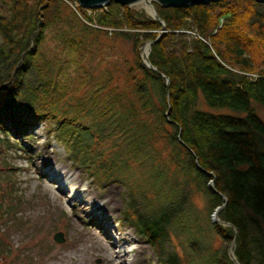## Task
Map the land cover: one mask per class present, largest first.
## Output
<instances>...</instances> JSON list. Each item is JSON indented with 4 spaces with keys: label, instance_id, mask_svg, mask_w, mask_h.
Here are the masks:
<instances>
[{
    "label": "trees",
    "instance_id": "trees-1",
    "mask_svg": "<svg viewBox=\"0 0 264 264\" xmlns=\"http://www.w3.org/2000/svg\"><path fill=\"white\" fill-rule=\"evenodd\" d=\"M65 1L0 0V148L10 132L45 122L87 178L122 184L121 223L159 264H233V229L211 218L223 204L218 217L237 229L239 263L264 264V120L256 111L264 108V3L153 2L162 32L144 10L112 0L91 15L78 6L81 18L74 13L65 25ZM59 24L62 43L79 52L107 29L128 42L131 89L87 81L69 95L58 57L42 49L46 30ZM146 41L157 71L140 55Z\"/></svg>",
    "mask_w": 264,
    "mask_h": 264
},
{
    "label": "rangeland",
    "instance_id": "rangeland-1",
    "mask_svg": "<svg viewBox=\"0 0 264 264\" xmlns=\"http://www.w3.org/2000/svg\"><path fill=\"white\" fill-rule=\"evenodd\" d=\"M140 3L130 7L145 11L143 1L135 4ZM65 4L64 22L74 23V13L81 18L69 1ZM64 24L46 30L42 49L58 57L57 79L66 84L67 93L80 95L82 83L98 80L129 91L131 45L107 29L79 52L62 43ZM256 111L264 120V108L256 106ZM47 128L41 122L28 131L10 132L9 144L0 148V264H159L152 246L121 223L122 184L99 185L87 178ZM164 143H157L163 154ZM194 201L204 209L203 195L196 194ZM56 232L63 233L62 243L53 240ZM212 244L218 247L220 238L214 237Z\"/></svg>",
    "mask_w": 264,
    "mask_h": 264
},
{
    "label": "water",
    "instance_id": "water-1",
    "mask_svg": "<svg viewBox=\"0 0 264 264\" xmlns=\"http://www.w3.org/2000/svg\"><path fill=\"white\" fill-rule=\"evenodd\" d=\"M109 1L110 0H77L79 5L86 6V7L100 6L102 4L108 3ZM112 1H115V2L121 3V4H126L129 6L130 5H132V6L140 5L141 6L142 3H140V4H135V3L143 1L145 4H147L151 8V9H147L145 7L146 13L149 14L150 16H152L154 19L161 21L162 26H163L162 32H164L165 31L164 30L165 29V23L159 18L156 6L154 5L153 2H156L160 6L165 7V6H186V5H194V4H203V3H207V2L215 1V0H112ZM255 1L260 2V3H264V0H255ZM159 37H160V35H158L157 39ZM152 42L153 41L144 42L140 55H141L143 62L145 63L146 66H148L149 68H151L154 71H157L156 68L150 63L149 58H148ZM145 46H147L146 51H144ZM165 79H166V87L168 89L169 79L167 77ZM209 186L213 187V180H211L209 182ZM223 206H224V204L221 206H218L214 210V212L212 213L211 218H212L213 222H217L222 226L231 227L233 229L234 237L228 246L227 252H228L229 258L233 262V264H240L239 261L237 260L236 256H235V253H234L235 241L237 238V229L231 223L220 220L218 217V212ZM53 240L57 243H62L64 241L63 233L62 232H56L53 235Z\"/></svg>",
    "mask_w": 264,
    "mask_h": 264
},
{
    "label": "built area",
    "instance_id": "built-area-1",
    "mask_svg": "<svg viewBox=\"0 0 264 264\" xmlns=\"http://www.w3.org/2000/svg\"><path fill=\"white\" fill-rule=\"evenodd\" d=\"M67 1H69V0H67ZM69 2L72 5L73 9L80 15V13L77 10V7L80 6L79 3L77 2V0L69 1ZM84 9L86 10L87 14H90V15L93 14V10L92 9H89V8H84Z\"/></svg>",
    "mask_w": 264,
    "mask_h": 264
},
{
    "label": "bare ground",
    "instance_id": "bare-ground-1",
    "mask_svg": "<svg viewBox=\"0 0 264 264\" xmlns=\"http://www.w3.org/2000/svg\"><path fill=\"white\" fill-rule=\"evenodd\" d=\"M107 4V3H106ZM106 4H102V5H100V6H93V7H101V6H105ZM126 5V4H125ZM80 6H82V5H80ZM82 7H85V8H91V7H86V6H82ZM147 9H151L147 4H146V6H145ZM147 50V46H145L144 47V51H146Z\"/></svg>",
    "mask_w": 264,
    "mask_h": 264
}]
</instances>
